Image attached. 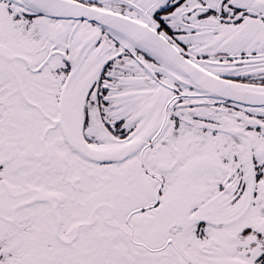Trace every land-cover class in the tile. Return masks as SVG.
<instances>
[{
	"label": "snow or ice",
	"instance_id": "1",
	"mask_svg": "<svg viewBox=\"0 0 264 264\" xmlns=\"http://www.w3.org/2000/svg\"><path fill=\"white\" fill-rule=\"evenodd\" d=\"M0 264H264V0H0Z\"/></svg>",
	"mask_w": 264,
	"mask_h": 264
}]
</instances>
